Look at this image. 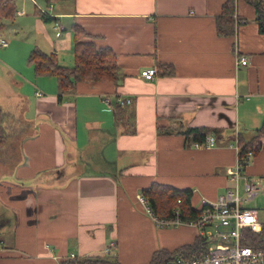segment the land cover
I'll return each instance as SVG.
<instances>
[{
    "label": "crops",
    "instance_id": "1",
    "mask_svg": "<svg viewBox=\"0 0 264 264\" xmlns=\"http://www.w3.org/2000/svg\"><path fill=\"white\" fill-rule=\"evenodd\" d=\"M224 1L17 0L15 17L0 32L9 42L0 54L14 53L10 35L17 53L28 57L37 48L71 68L77 24L88 34L84 40L114 51L121 80L78 82L59 98L53 75H36L27 58L23 67L0 59L2 126L7 141L12 129L20 137L16 150L7 141L0 148V264L102 256L111 242L115 253L106 254L120 264H147L155 250L194 239L191 226L157 225L138 195L159 182L191 189L194 208L216 200L235 184L227 170L237 163L238 134L264 120V34L244 0L236 2L234 34H218ZM16 18L33 23L24 32L29 44L20 42ZM240 57L246 64L237 63ZM160 63L171 64L174 74L160 75ZM150 67L156 76L140 77ZM106 96L131 99L119 120ZM9 112L14 125L5 119ZM170 116L217 128L215 145L193 147L182 135L158 134L156 125L166 121L157 118ZM5 150L17 156L3 157ZM245 178L264 188V144Z\"/></svg>",
    "mask_w": 264,
    "mask_h": 264
},
{
    "label": "trees",
    "instance_id": "2",
    "mask_svg": "<svg viewBox=\"0 0 264 264\" xmlns=\"http://www.w3.org/2000/svg\"><path fill=\"white\" fill-rule=\"evenodd\" d=\"M50 2L51 0H46ZM255 10V21L258 31L264 34V0H244ZM237 0H225L221 5L220 13L215 18V29L218 34L231 36L235 32ZM18 11L17 0H0V32L5 27V22L12 20ZM37 13L48 19L45 12L37 10ZM73 28V66L71 68L60 65L54 53H45L33 48L27 57L36 75H53L57 79L59 98L61 95L74 90L78 82L100 83L110 82L119 85L121 75L116 61V54L109 47H98L91 39L84 40L88 36L85 30L74 24ZM90 35V34H89ZM91 37V36H90ZM160 75H172L174 69L171 64L160 63ZM120 105L115 107L116 120ZM5 112L0 107V148L6 143V133L2 126ZM130 121L132 114L128 113ZM158 120L166 121L165 124H157L156 131L160 135L179 134L184 136L188 145L195 142L203 143L210 134L215 135L220 131L214 127L187 126L182 117H158ZM119 120V118H118ZM217 136V135H216ZM221 135L217 136L220 138ZM238 156L241 161L249 152L257 155L264 144V120L259 127L251 130L247 135L238 134ZM243 165L244 164L242 162ZM141 194L149 201L153 213L159 217L169 218L173 208H179L183 220L194 219L199 213V208H194L191 203V189H179L168 184L153 182L150 186L141 190ZM205 240L198 234L190 243L182 244L173 250L160 248L152 253L147 264H166L175 257L193 259L204 249ZM241 244L255 249L264 247V222H261V230L256 233L245 229ZM60 264H120L115 257L108 254L102 256H70Z\"/></svg>",
    "mask_w": 264,
    "mask_h": 264
},
{
    "label": "built area",
    "instance_id": "3",
    "mask_svg": "<svg viewBox=\"0 0 264 264\" xmlns=\"http://www.w3.org/2000/svg\"><path fill=\"white\" fill-rule=\"evenodd\" d=\"M40 11L45 12L43 9ZM7 44V39L0 36V46H6ZM236 60L238 64L244 65L247 58L240 57ZM156 73L157 70L154 67H150L142 69L139 75L144 79L152 80ZM114 99L113 102L120 106L131 102L129 97L121 98L120 96H115ZM104 102L113 106V102L108 96L104 98ZM214 145V135L210 134L203 143L195 142L191 146L212 147ZM235 146L238 151L237 140ZM252 157L253 154L251 152L247 154L243 161L238 156L236 166L227 170L235 184L232 188L227 189L225 193L219 195L216 200H203L199 207L200 211L194 219L183 220L177 207L172 209L169 218L159 217L153 213L148 199L143 195H138L145 212L157 225H188L195 228L197 234L205 240L204 249L194 259L186 260L182 257H175L169 260L167 264H264V247L255 249L241 244L245 229L256 233L261 230V222L258 219L256 210L244 207L241 203L243 199L239 194V181L245 168L242 162L248 164ZM243 190L245 200L252 199L260 193L264 196V188L261 187L257 180L245 178ZM113 246L114 243L111 242L106 247L105 254L109 253Z\"/></svg>",
    "mask_w": 264,
    "mask_h": 264
},
{
    "label": "rangeland",
    "instance_id": "4",
    "mask_svg": "<svg viewBox=\"0 0 264 264\" xmlns=\"http://www.w3.org/2000/svg\"><path fill=\"white\" fill-rule=\"evenodd\" d=\"M15 21L22 26V28H19V32H18L19 36L21 35L20 42L22 44H29L30 41H31V37L28 34H25L24 32H27L30 29H32L33 26H34L33 23H28L25 20H21V18H16ZM8 37L11 39L12 45L14 44L13 45V51H14V53H5V52H2L0 54V59L3 62H5L6 64H8V65L16 64V65H18L20 67H23L24 64H25V62H26V58L27 57H25V55L22 53V50H18V53H17V51H16L17 45L15 43L16 37H12L10 35ZM7 46H8V44L6 46H1L0 49L2 47H7ZM30 67L32 68V71H33V67L32 66H30ZM5 115H6V113H5ZM5 119H9V122L12 123L13 125L17 122L16 116H14L10 112L7 114V116L5 117ZM18 134H19L18 131H16L15 129H12L11 130V134H10V136L8 138V141H7L9 144H12V146H14V150L17 149V147H16L17 146V142L20 140V137H18ZM7 155L17 156V153H15V152H11L10 153V152H8V151L5 150L2 153V156L5 157ZM88 170L89 171H92L93 169L92 168H89ZM243 182H244V180L240 179V181H239V185H240L239 194H240V197L243 199L242 202H241L242 205L244 207H246V208H249V209H255L256 212H257V215H258V217L260 219L259 221L260 222H264V198H263V194L260 193V194L256 195L252 199L245 200V197H244L245 194H244V190H243ZM114 253L115 252H112V249H111V253L110 254H114Z\"/></svg>",
    "mask_w": 264,
    "mask_h": 264
},
{
    "label": "bare ground",
    "instance_id": "5",
    "mask_svg": "<svg viewBox=\"0 0 264 264\" xmlns=\"http://www.w3.org/2000/svg\"><path fill=\"white\" fill-rule=\"evenodd\" d=\"M237 21V20H236ZM197 257V256H196ZM184 259V258H183ZM194 259V258H193ZM186 260H192V259H186ZM167 264V263H166Z\"/></svg>",
    "mask_w": 264,
    "mask_h": 264
}]
</instances>
